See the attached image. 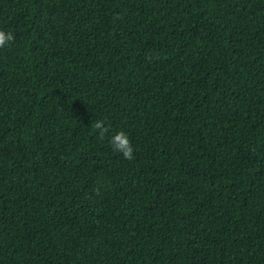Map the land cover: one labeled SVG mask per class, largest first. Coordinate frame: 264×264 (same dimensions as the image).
<instances>
[{
  "label": "trees",
  "instance_id": "16d2710c",
  "mask_svg": "<svg viewBox=\"0 0 264 264\" xmlns=\"http://www.w3.org/2000/svg\"><path fill=\"white\" fill-rule=\"evenodd\" d=\"M0 27V264H264V0H0Z\"/></svg>",
  "mask_w": 264,
  "mask_h": 264
},
{
  "label": "clouds",
  "instance_id": "9594fccd",
  "mask_svg": "<svg viewBox=\"0 0 264 264\" xmlns=\"http://www.w3.org/2000/svg\"><path fill=\"white\" fill-rule=\"evenodd\" d=\"M15 34L12 30L0 27V49L13 44ZM92 131L98 133V138L103 141L107 136V142L110 149L121 155L126 160H132L135 148L132 144L129 134L123 129L111 130V125L106 124L105 120L97 119L91 124Z\"/></svg>",
  "mask_w": 264,
  "mask_h": 264
}]
</instances>
